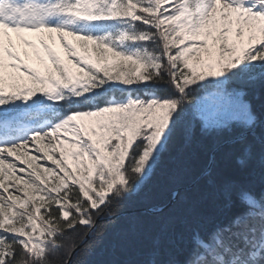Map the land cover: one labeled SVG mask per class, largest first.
<instances>
[{"label":"snow or ice","instance_id":"1","mask_svg":"<svg viewBox=\"0 0 264 264\" xmlns=\"http://www.w3.org/2000/svg\"><path fill=\"white\" fill-rule=\"evenodd\" d=\"M257 178L264 0H0V264H92L150 187L108 264H264Z\"/></svg>","mask_w":264,"mask_h":264},{"label":"trees","instance_id":"2","mask_svg":"<svg viewBox=\"0 0 264 264\" xmlns=\"http://www.w3.org/2000/svg\"><path fill=\"white\" fill-rule=\"evenodd\" d=\"M191 165L193 169L198 168L199 160L197 158H193L191 161ZM229 172H231V169H229ZM253 187H255L257 191H259L262 187H264V185H261L259 179L257 178L253 184ZM152 193H153V188L150 187L145 191V193H142L141 196L134 197L132 200L128 201L120 208L117 217L118 227L110 232L109 237L105 241L104 245L96 250L95 254L91 258L92 264H108V261L114 258L113 256L114 245L119 239L120 235L126 232L132 223L142 222L144 220V216H143L144 209H143L142 201L145 199L146 196L152 195ZM127 212H132V213L125 214ZM119 258L132 259L135 258V254L131 252H125Z\"/></svg>","mask_w":264,"mask_h":264},{"label":"water","instance_id":"3","mask_svg":"<svg viewBox=\"0 0 264 264\" xmlns=\"http://www.w3.org/2000/svg\"><path fill=\"white\" fill-rule=\"evenodd\" d=\"M143 212H144V211H143ZM131 213H132V212H127V213H125V214H131ZM125 214H123V215H125ZM123 215H122V216H123Z\"/></svg>","mask_w":264,"mask_h":264}]
</instances>
